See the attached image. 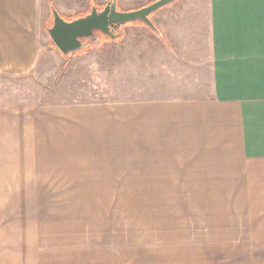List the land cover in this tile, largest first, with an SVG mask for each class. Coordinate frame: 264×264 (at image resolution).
<instances>
[{"label": "crops", "instance_id": "crops-1", "mask_svg": "<svg viewBox=\"0 0 264 264\" xmlns=\"http://www.w3.org/2000/svg\"><path fill=\"white\" fill-rule=\"evenodd\" d=\"M39 2L0 0V132L12 137L0 149L9 150L8 163L11 150L30 149L23 132L44 116L41 133L56 137L39 147L118 148L134 158L110 168L135 174L120 179L173 187L199 198L197 208H218V230L234 225L239 239L229 244L251 247L241 264H264L255 257L257 245L264 252V0H176L154 15L152 47L132 52L120 43L117 67L108 68L117 100L32 110L31 78L44 53ZM64 121L74 128L62 130ZM224 208L232 219L222 220Z\"/></svg>", "mask_w": 264, "mask_h": 264}, {"label": "rangeland", "instance_id": "rangeland-1", "mask_svg": "<svg viewBox=\"0 0 264 264\" xmlns=\"http://www.w3.org/2000/svg\"><path fill=\"white\" fill-rule=\"evenodd\" d=\"M39 1L44 15V53L31 78L32 110L39 105L50 110L67 103L117 100L119 81L108 68L114 64L117 67L120 43L131 45L133 52L135 45L152 47L155 35L143 23H128L119 27L115 39L104 35L97 42L85 39L83 50L74 56L64 55L48 32L53 26L52 10L71 21L89 14L93 5L103 11L112 0ZM155 1L117 0L118 10L134 11ZM155 14H151V20ZM3 99L5 95H0V101ZM18 99L16 94V103ZM44 119L37 117V123L32 122L23 132L25 137L16 131L15 141L23 137L30 149L11 150L13 164L8 163L10 155L4 157L9 150L0 149V264L244 263L240 256L251 247L229 244L239 239L234 225H222L218 230V208H197L199 198L176 196L179 190L173 187L157 190V184L154 187L149 180L120 179L135 174L126 166L118 173L110 168L134 158L120 154L118 148L39 147L43 139L56 137L55 133H41L38 122ZM6 123L3 117L1 130H6ZM51 125L54 131V122ZM61 128L74 125L64 121ZM8 138H12L10 133L0 132V142ZM154 192L164 195L153 196ZM221 211L225 213L222 220L232 219L228 208ZM220 240H224L223 245L218 244ZM257 247L255 257L259 261L264 252L260 249L263 246Z\"/></svg>", "mask_w": 264, "mask_h": 264}, {"label": "water", "instance_id": "water-1", "mask_svg": "<svg viewBox=\"0 0 264 264\" xmlns=\"http://www.w3.org/2000/svg\"><path fill=\"white\" fill-rule=\"evenodd\" d=\"M176 0H157L148 6L134 11H119L117 0H112L101 12L93 5L89 14L71 21L64 19L56 10H52L53 26L49 35L56 47L64 54L74 56L85 48V39L92 42L99 40L98 33L115 39L113 28L133 22H142L153 32L160 31L151 20V14L174 3Z\"/></svg>", "mask_w": 264, "mask_h": 264}, {"label": "trees", "instance_id": "trees-1", "mask_svg": "<svg viewBox=\"0 0 264 264\" xmlns=\"http://www.w3.org/2000/svg\"><path fill=\"white\" fill-rule=\"evenodd\" d=\"M140 23H142V22H140ZM118 30H119V27H116V26H115V27L113 28V32H114L115 34L117 33ZM150 31H151V30H150ZM101 35H103V34L99 32V33H98V38H99ZM118 35H119V34H117V36H118ZM104 36H105V35H104ZM119 37H120V36H119ZM99 41H100V38H99Z\"/></svg>", "mask_w": 264, "mask_h": 264}, {"label": "flooded vegetation", "instance_id": "flooded-vegetation-1", "mask_svg": "<svg viewBox=\"0 0 264 264\" xmlns=\"http://www.w3.org/2000/svg\"><path fill=\"white\" fill-rule=\"evenodd\" d=\"M107 6V5H106Z\"/></svg>", "mask_w": 264, "mask_h": 264}]
</instances>
